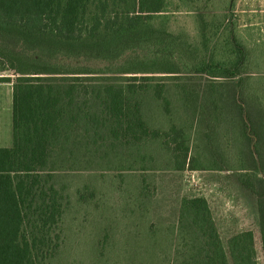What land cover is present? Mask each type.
<instances>
[{
	"label": "trees",
	"instance_id": "1",
	"mask_svg": "<svg viewBox=\"0 0 264 264\" xmlns=\"http://www.w3.org/2000/svg\"><path fill=\"white\" fill-rule=\"evenodd\" d=\"M199 1L0 0L1 70L17 74L0 77L13 95L12 142L0 147V264H258L254 231L226 247L206 197L183 198L177 221L153 217L157 170H205L189 145L230 115L247 141L238 170L264 173V88L243 75L235 25L195 11L198 44L171 28ZM173 96L188 129L174 118L166 131ZM171 143L180 156L161 165L157 152Z\"/></svg>",
	"mask_w": 264,
	"mask_h": 264
},
{
	"label": "rangeland",
	"instance_id": "2",
	"mask_svg": "<svg viewBox=\"0 0 264 264\" xmlns=\"http://www.w3.org/2000/svg\"><path fill=\"white\" fill-rule=\"evenodd\" d=\"M232 1L233 6L227 3V0H201L197 9L189 12L185 10L176 11L171 18V28L177 33L183 32L190 41L198 44L202 41L200 24L203 18L195 17L197 15L195 11L219 13L222 17L227 15L225 23H229V30L234 24L237 36L244 42L246 47L248 60L246 58L244 61L246 68L243 75L251 78L249 79L250 86L263 89L264 0ZM209 19L210 17L204 18L205 21ZM1 66L0 59V77H12L14 79L17 76L13 70L2 71ZM218 80L225 81L226 79L219 78ZM0 89V102L1 104L4 102L0 107L1 147L9 146L12 142L13 95L12 85H6ZM173 110L175 115L170 118V122L166 119V131L170 129L174 118L178 126L188 129V118L184 115L180 103L174 96ZM150 115L149 119L154 124L158 116L156 113ZM221 122L215 121L210 136L206 129L204 131L199 129L195 137V144L193 143L194 146L191 148V144L189 145L195 168L205 170H194L189 166H186L184 170H173L166 167L157 170V193L154 199L153 217L156 222L177 221L179 205L183 198L206 197L226 247L230 236L242 230H252L255 235L258 264H264L261 213L264 209L262 207L264 201L261 200V193H264V173L256 170H238L247 167V157L245 155L247 154V141L241 129L240 116L234 118V115H230L225 123L221 124ZM225 126L230 127L229 132ZM208 137H210L211 145L207 144ZM173 145L174 143H171L169 147L165 146L157 152V158L161 165L164 163L172 165L176 162L174 157L180 156V152L173 151ZM209 146L210 149H208ZM191 164H193V161ZM131 173H138V171H131ZM246 179L252 181L255 190L244 186L242 180Z\"/></svg>",
	"mask_w": 264,
	"mask_h": 264
},
{
	"label": "crops",
	"instance_id": "3",
	"mask_svg": "<svg viewBox=\"0 0 264 264\" xmlns=\"http://www.w3.org/2000/svg\"><path fill=\"white\" fill-rule=\"evenodd\" d=\"M6 85H12L11 84V82H0V88H2V87H4V86H6ZM1 90V89H0ZM10 102V100L8 101V103ZM4 102H2V104H3ZM1 102H0V107H1ZM1 109V108H0Z\"/></svg>",
	"mask_w": 264,
	"mask_h": 264
}]
</instances>
